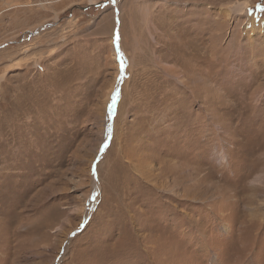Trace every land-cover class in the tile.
I'll use <instances>...</instances> for the list:
<instances>
[{"label": "rangeland", "instance_id": "rangeland-1", "mask_svg": "<svg viewBox=\"0 0 264 264\" xmlns=\"http://www.w3.org/2000/svg\"><path fill=\"white\" fill-rule=\"evenodd\" d=\"M0 264H264V0H0Z\"/></svg>", "mask_w": 264, "mask_h": 264}, {"label": "bare ground", "instance_id": "bare-ground-1", "mask_svg": "<svg viewBox=\"0 0 264 264\" xmlns=\"http://www.w3.org/2000/svg\"><path fill=\"white\" fill-rule=\"evenodd\" d=\"M242 7H243L242 5L237 4L235 8L237 11H240L239 9H241ZM192 66H194V64ZM180 72H181V77L183 78V80H182L183 85H186L187 83L192 81V79L199 80V78L197 77V73L194 72V70H191L190 68L186 69V67H185V68L181 69Z\"/></svg>", "mask_w": 264, "mask_h": 264}]
</instances>
